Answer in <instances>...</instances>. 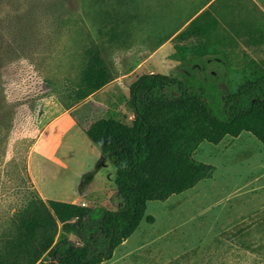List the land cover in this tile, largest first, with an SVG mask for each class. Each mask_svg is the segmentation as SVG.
Masks as SVG:
<instances>
[{
  "label": "rangeland",
  "instance_id": "rangeland-1",
  "mask_svg": "<svg viewBox=\"0 0 264 264\" xmlns=\"http://www.w3.org/2000/svg\"><path fill=\"white\" fill-rule=\"evenodd\" d=\"M196 1L0 0V86L5 101L0 121V234L8 227V217L37 191L46 199L40 198L43 212L56 226L57 240L67 237L75 245L84 215L94 211L100 216L122 206L108 159H103L106 168L87 175L78 188L82 175L97 167L92 160L98 148L73 120L85 124L113 117L131 125L127 101L134 79L147 73L181 75L166 59L169 47L153 52ZM92 45L116 79L104 92L77 102L86 50ZM145 59L147 64L139 67ZM226 77L232 82L229 90L235 91L241 75L228 72ZM50 121L28 169L31 148ZM193 158L214 168L211 178L165 202H149L145 215L154 222L143 220L103 264H264V146L243 133L216 146L201 143ZM83 192L87 195L81 199ZM65 199L69 201L63 203ZM80 199L85 207L73 202Z\"/></svg>",
  "mask_w": 264,
  "mask_h": 264
},
{
  "label": "trees",
  "instance_id": "trees-1",
  "mask_svg": "<svg viewBox=\"0 0 264 264\" xmlns=\"http://www.w3.org/2000/svg\"><path fill=\"white\" fill-rule=\"evenodd\" d=\"M192 29L193 22L171 41L170 59L179 63L182 72L178 78L144 74L130 86L131 125L106 117L90 122L85 130L103 158L113 164V184L122 206L100 216L94 211L84 215L75 245L67 237L57 240L56 226L43 212L44 203L37 193H30V201L7 218L8 227L0 234V264L108 262L143 220L154 222L145 215L149 202H165L211 178L214 168L193 158L201 143L216 146L226 137L247 133L264 146V69L252 60L240 63L241 83L234 84L235 91L229 90V78L219 73L199 76L193 68L208 52L193 44ZM86 56L77 102L113 80L96 45L87 48ZM3 102L0 86V121Z\"/></svg>",
  "mask_w": 264,
  "mask_h": 264
},
{
  "label": "crops",
  "instance_id": "crops-1",
  "mask_svg": "<svg viewBox=\"0 0 264 264\" xmlns=\"http://www.w3.org/2000/svg\"><path fill=\"white\" fill-rule=\"evenodd\" d=\"M191 22H193V44L198 45L200 52L204 51V49L208 52L207 56L203 59L202 64H200L201 66L199 65L193 68V71L198 72L199 76H202L204 72L211 76H215L216 73H219L222 76H227L228 72L239 71L240 68L238 65L248 60L255 61L264 69V0H197L195 8L191 13L174 26L172 29L173 31L164 37L163 41L158 44V47L153 53H157L159 50L169 47L170 53L166 59L170 61L169 63L172 64V66L179 67L178 62L170 59V56L174 53L171 41ZM227 63L232 65V67L229 68ZM146 64L147 59L142 61L139 64V67H143ZM204 64H206V66H203ZM211 68H214V70ZM130 76L131 73L126 74L123 78H129ZM113 79L116 78L113 76ZM135 80L136 79H134V81ZM113 83L114 81H111L87 99L90 100L96 95L104 92L108 87L113 85ZM53 122L54 121H50L44 126L39 137L34 142L27 161L28 169L31 155L40 146ZM73 122L84 134L90 124L85 123L82 126H79L77 121L73 120ZM96 152V158L92 161L96 163L97 167L94 169H91L90 167L89 170L82 175L78 188L81 187L87 175L96 170L99 173V170L107 167L103 162L104 158L100 151L98 150ZM34 188L37 191L35 185ZM37 194H39L43 202L46 203V199L43 195L38 191ZM86 195L87 192H83L81 193L80 198L83 199ZM81 199L79 201L73 200V202L79 204L83 203L80 205V208L86 206L85 200L81 201ZM67 201L69 200L65 199L63 203H66ZM126 242L127 241L121 246H124Z\"/></svg>",
  "mask_w": 264,
  "mask_h": 264
}]
</instances>
